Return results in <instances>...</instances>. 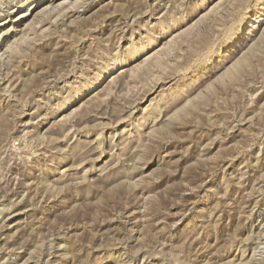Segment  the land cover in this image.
<instances>
[{
	"label": "rangeland",
	"instance_id": "rangeland-1",
	"mask_svg": "<svg viewBox=\"0 0 264 264\" xmlns=\"http://www.w3.org/2000/svg\"><path fill=\"white\" fill-rule=\"evenodd\" d=\"M0 264H264V0H0Z\"/></svg>",
	"mask_w": 264,
	"mask_h": 264
},
{
	"label": "bare ground",
	"instance_id": "bare-ground-1",
	"mask_svg": "<svg viewBox=\"0 0 264 264\" xmlns=\"http://www.w3.org/2000/svg\"><path fill=\"white\" fill-rule=\"evenodd\" d=\"M36 7H37V5H36ZM72 7V6H71ZM68 14V13H67ZM70 15V14H69Z\"/></svg>",
	"mask_w": 264,
	"mask_h": 264
}]
</instances>
